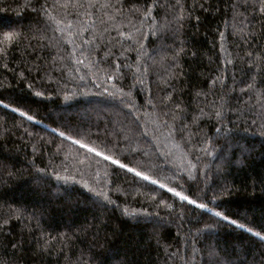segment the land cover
Here are the masks:
<instances>
[{"label":"trees","instance_id":"trees-1","mask_svg":"<svg viewBox=\"0 0 264 264\" xmlns=\"http://www.w3.org/2000/svg\"><path fill=\"white\" fill-rule=\"evenodd\" d=\"M121 4L0 0V264H264V0Z\"/></svg>","mask_w":264,"mask_h":264},{"label":"snow or ice","instance_id":"snow-or-ice-1","mask_svg":"<svg viewBox=\"0 0 264 264\" xmlns=\"http://www.w3.org/2000/svg\"><path fill=\"white\" fill-rule=\"evenodd\" d=\"M56 3L60 7L65 8V9H68V8H71V7H76V8H82V7L94 8V7L99 6L101 8H105V9L115 7L116 11H121L122 10L121 0H117V5H115V6L112 4V0H105V2L103 4L99 3V0H64V2L62 4L60 3V0H56ZM159 6H160L159 5V0H152L151 6L145 5V8H144L143 12H140V9L139 8H135V7L133 9H131V10L140 13L141 23H143L145 21L155 22L156 17L152 14V12H153V9H155V8H157ZM261 11H264V8H262ZM179 19H183V17H179ZM168 27H169V25L167 23L160 24L159 27L156 26V23H153L151 25V27L149 28V32L153 36L162 35L168 30ZM137 32H140L141 35L139 37H136V43L140 44L141 48H143V40L147 39V37L143 35L142 29L138 28ZM15 35L16 34H14V33L7 34L5 36V40L10 43V42H12L15 39ZM120 35L124 36L125 34L123 32H120ZM125 38L127 40L131 41V40L134 39V35L133 34H128ZM0 51H2V50H0ZM109 78H112V77L109 76ZM252 89H253V84L249 83L247 85V89H243L242 91L245 94H247ZM257 94L261 95V96H264V92L257 93ZM36 95L39 96L40 93L37 92ZM236 101H237V104H239L241 102V98H236ZM262 106H264V104H262ZM153 107H155V105H153ZM164 107L166 108V105ZM224 107H225L224 105L220 106V109L214 111L213 115L215 117H217V118H221L223 116ZM14 111H16V109H14ZM201 112H203L202 109H201ZM20 115L21 116H25L26 113L20 112ZM162 115L167 117V116H169V112L168 111H163ZM182 117H183V109H180V108L175 109L173 111V113L171 114V119L173 121H175L176 119H181ZM27 119L31 121V120H33V117L31 115H27ZM164 123L167 124V120H165ZM174 127L175 126L173 125V128H170L169 131L170 132L173 131ZM217 131H219V129H217ZM60 135L63 136L64 133L62 132V133H60ZM68 139H71V137H68ZM73 143L79 144L82 148H86L89 152L95 153V155H97V156H103V158L105 160H110L114 165H118L120 168L127 169V171H129V172H134V174L136 176H139V177H141L144 180H149L150 179L149 176L144 175L142 172L136 171V169L129 167L127 164L121 163L119 160H117V159L113 158L112 156L107 155V154L97 150L96 148L90 147L87 144H83L80 140H73ZM202 150H204V149H202ZM58 179H59V177H58ZM151 182L153 184L157 183V181H155V180H152ZM161 187H164V185H161ZM168 191L173 193V195L178 197L181 201H187L189 204H193L197 208L206 209V210L210 211V209L207 208L206 204L197 203L195 200L189 199V197L187 195H183L181 192L176 191L175 188H168ZM104 199L108 200V197L105 196ZM108 202L110 203L111 201L109 200ZM215 215L217 217H222V219L225 220V221H229V217L222 216V213H220V212H216ZM229 223H231L232 225H236L239 228H244L245 227L243 224H237V221L234 220V219L230 220ZM247 231L248 232H252L253 229L252 228H248ZM254 234L257 237L261 236V233H259V232H256ZM262 238H264V237H262Z\"/></svg>","mask_w":264,"mask_h":264}]
</instances>
